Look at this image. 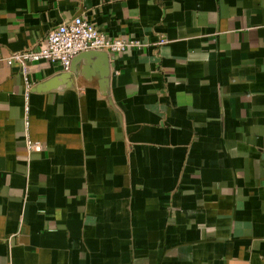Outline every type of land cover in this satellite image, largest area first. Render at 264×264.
Here are the masks:
<instances>
[{
    "label": "crops",
    "instance_id": "1",
    "mask_svg": "<svg viewBox=\"0 0 264 264\" xmlns=\"http://www.w3.org/2000/svg\"><path fill=\"white\" fill-rule=\"evenodd\" d=\"M76 17L143 46L0 61V264H264V0H0V60Z\"/></svg>",
    "mask_w": 264,
    "mask_h": 264
},
{
    "label": "built area",
    "instance_id": "2",
    "mask_svg": "<svg viewBox=\"0 0 264 264\" xmlns=\"http://www.w3.org/2000/svg\"><path fill=\"white\" fill-rule=\"evenodd\" d=\"M166 43L161 41L160 44ZM143 45L136 40L109 38L87 19L76 17L51 30L44 43L38 48L16 52L5 60L7 65H18L25 80L26 100H28L32 83L29 78V65L37 62H48L60 65L64 71L71 69L72 62L78 55L89 51H104L112 54H122ZM28 110V108H27ZM29 123L26 121V126ZM28 150L39 151L42 146L28 142Z\"/></svg>",
    "mask_w": 264,
    "mask_h": 264
},
{
    "label": "water",
    "instance_id": "3",
    "mask_svg": "<svg viewBox=\"0 0 264 264\" xmlns=\"http://www.w3.org/2000/svg\"><path fill=\"white\" fill-rule=\"evenodd\" d=\"M69 72H73V67L71 66V69H70V71Z\"/></svg>",
    "mask_w": 264,
    "mask_h": 264
}]
</instances>
